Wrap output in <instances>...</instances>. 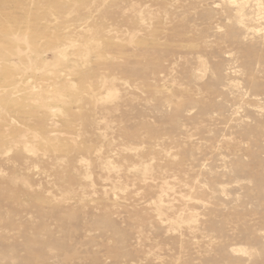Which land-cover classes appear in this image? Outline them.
<instances>
[{"label": "rangeland", "instance_id": "1", "mask_svg": "<svg viewBox=\"0 0 264 264\" xmlns=\"http://www.w3.org/2000/svg\"><path fill=\"white\" fill-rule=\"evenodd\" d=\"M0 51V264H264V0H0Z\"/></svg>", "mask_w": 264, "mask_h": 264}, {"label": "bare ground", "instance_id": "2", "mask_svg": "<svg viewBox=\"0 0 264 264\" xmlns=\"http://www.w3.org/2000/svg\"><path fill=\"white\" fill-rule=\"evenodd\" d=\"M69 14H70V13H69ZM73 14H75L74 9H73ZM76 14H77V13H76ZM76 14H75V15H76ZM76 20H77V19H76ZM79 23H80V22H79ZM14 36H15V35H14ZM17 41H18V40H17ZM39 46H40V45H39ZM67 46H68V45H67ZM69 47H70V45L68 46V49H69ZM72 47H73V46H72ZM72 47H70V48H72ZM56 48H58V47H56ZM63 49H64V48H63ZM18 51H19V50H18ZM64 51H65V49H64ZM0 52H2V51H0ZM25 52H26V51H25ZM25 52H24V53H25ZM65 52H66V51H65ZM13 53H14V52H13ZM13 53H12V55H14ZM21 53H22V52H21ZM21 53H20V51H19V54H18L17 56L20 57V56L22 55ZM59 53H61V52L59 51ZM0 54L4 55L3 53H0ZM64 54H65V53H64ZM66 54H67V53H66ZM66 54L63 55V53H61V55H62L63 57L66 56ZM86 54H87L86 51H84V52H80V55H83V56H84V55H86ZM26 55H27V54H26ZM54 55H55V54H54ZM54 55H53V56H54ZM17 56H16V57H17ZM58 56H59V54H58ZM4 57H6V55H5ZM55 57H56V56H55ZM55 57H54V58H55ZM60 57H61V56H60ZM60 57H59V58H60ZM78 57H79V56H78ZM59 58H58V60H61V59H59ZM64 58H67V56L64 57ZM76 58H77V57H76ZM79 58H80V57H79ZM84 58H86V57H84ZM46 59H47V58H46ZM49 59H50V58H49ZM44 61H46V60H44ZM48 61H49V60H48ZM46 62H47V61H46ZM72 63H74V62H72ZM75 64H78V63H75ZM45 66H46V65H45ZM56 66H57V65H56ZM76 67H77V66H76ZM41 68H42V67H41ZM74 68H75V67H74ZM78 68H79V67H78ZM43 69H44V68H43ZM43 69H42V70H43ZM49 72H51V71H49ZM52 72H53V71H52ZM61 73H62V72H61ZM230 73H231V72H230ZM30 80H31V79H30ZM72 82H73V81H72ZM69 84H70V82H69ZM26 86H27V85H26ZM39 86H40V85H39ZM33 87H34V86H33ZM46 87H47V86H46ZM66 87H67V86H66ZM30 88L33 89L32 87H30ZM36 88H37V87H36ZM51 88H52V87H51ZM58 88H59V87H58ZM42 89H43V88H42ZM28 91H29V90H28ZM39 91H40V89L38 90V92H39ZM44 91L47 92L46 90H44ZM48 91L50 92V90H48ZM40 92H42V91H40ZM45 92H44V93H45ZM29 93H31V92H29ZM32 93H33V92H32ZM42 93H43V92H42ZM45 94H46V93H45ZM47 94H48V93H47ZM40 95H41V94H40ZM60 95H61V94H60ZM37 97H38V96H37ZM38 98H40V97H38ZM36 101H38V99H37ZM52 113H53V111H52ZM53 114H55V113H53ZM55 127H56V126H55ZM36 151H37V150H36ZM37 152H39V151H37ZM43 157H44V156H43ZM79 161H80V160H79ZM86 161H87V160H86ZM41 162H42V161H41ZM79 163H80V162H79ZM73 169L75 170L74 166H73Z\"/></svg>", "mask_w": 264, "mask_h": 264}]
</instances>
